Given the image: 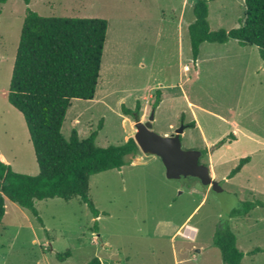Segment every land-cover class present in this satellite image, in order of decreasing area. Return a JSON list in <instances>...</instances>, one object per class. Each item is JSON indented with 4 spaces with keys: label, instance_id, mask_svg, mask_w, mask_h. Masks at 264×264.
I'll use <instances>...</instances> for the list:
<instances>
[{
    "label": "rangeland",
    "instance_id": "374dc122",
    "mask_svg": "<svg viewBox=\"0 0 264 264\" xmlns=\"http://www.w3.org/2000/svg\"><path fill=\"white\" fill-rule=\"evenodd\" d=\"M194 1L7 0L3 4L0 153L14 172L39 173L25 118L7 99L29 8L47 17L108 21L95 96L71 100L61 128L65 138L73 130L80 139L98 131V147L125 143L134 138L136 119L148 121L155 92L160 90L152 130L168 136L185 125L182 148L204 152L201 163L229 197L222 200L198 178L168 179L162 160L140 150L120 169L90 177L89 196L100 212L98 218L80 197H55L35 200L41 225L29 210L6 199L0 264H87L94 257L104 264H223L213 238L225 229L237 237L244 253L241 264H264V207L256 206L247 215L231 213L240 209L241 202L264 200L262 59L256 46L230 39L201 43L194 61L188 31L195 20ZM207 4L211 30L244 24V0H207ZM123 108L133 113L126 114ZM245 157L250 161L229 177ZM67 251L70 256L57 257Z\"/></svg>",
    "mask_w": 264,
    "mask_h": 264
},
{
    "label": "trees",
    "instance_id": "16d2710c",
    "mask_svg": "<svg viewBox=\"0 0 264 264\" xmlns=\"http://www.w3.org/2000/svg\"><path fill=\"white\" fill-rule=\"evenodd\" d=\"M6 1L0 0V13ZM25 1L29 3V0ZM244 1L245 22L231 30H211L207 0L194 1L195 20L188 27L194 61L201 43L222 44L234 39L241 45L256 46L264 67V0ZM107 29L106 19L47 17L27 9L7 99L25 118L39 173L34 176L17 173L0 160V224L6 199L29 210L41 225L43 222L34 206L35 200L55 197L64 200L80 197L98 218L100 212L89 196L90 177L120 169L128 158L140 153L132 137L120 145L98 147L95 144L98 131L85 139H80L76 130L69 138L61 132L71 100H92L95 96ZM160 103L161 91L157 90L153 109ZM123 110L126 114L133 113L127 108ZM138 113L139 106L134 112L135 117ZM189 126L194 127V123ZM249 161L250 157L241 158L229 177L237 174ZM256 206L264 207V200L241 202L240 209L231 213L247 215ZM213 244L219 248L223 264H241L244 253L238 248L237 237L230 229L217 231ZM70 254L67 251L57 257L64 259ZM87 264L104 263L94 257Z\"/></svg>",
    "mask_w": 264,
    "mask_h": 264
},
{
    "label": "water",
    "instance_id": "95a60500",
    "mask_svg": "<svg viewBox=\"0 0 264 264\" xmlns=\"http://www.w3.org/2000/svg\"><path fill=\"white\" fill-rule=\"evenodd\" d=\"M154 113L153 109L146 122L135 120L134 140L140 150L146 155H154L162 160L168 179L198 178L206 188H212L222 200L228 198L229 195L221 183L211 176L209 167L200 163L202 151L182 148L181 134L186 126L181 125L172 135H159L152 130Z\"/></svg>",
    "mask_w": 264,
    "mask_h": 264
},
{
    "label": "crops",
    "instance_id": "0c3cea01",
    "mask_svg": "<svg viewBox=\"0 0 264 264\" xmlns=\"http://www.w3.org/2000/svg\"><path fill=\"white\" fill-rule=\"evenodd\" d=\"M0 160H2L3 162H5L6 164H7V161H5V159H4V157L2 156V154L0 153ZM213 174V173H212ZM188 227H190V226H188ZM194 228V227H193ZM196 229V228H195ZM195 236V235H194ZM194 236H193V238H194Z\"/></svg>",
    "mask_w": 264,
    "mask_h": 264
}]
</instances>
